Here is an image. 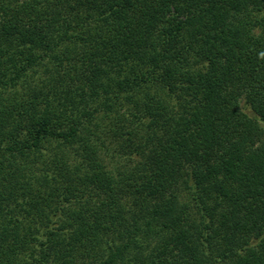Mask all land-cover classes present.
I'll return each mask as SVG.
<instances>
[{
    "label": "trees",
    "instance_id": "16d2710c",
    "mask_svg": "<svg viewBox=\"0 0 264 264\" xmlns=\"http://www.w3.org/2000/svg\"><path fill=\"white\" fill-rule=\"evenodd\" d=\"M0 264H264V0H0Z\"/></svg>",
    "mask_w": 264,
    "mask_h": 264
}]
</instances>
